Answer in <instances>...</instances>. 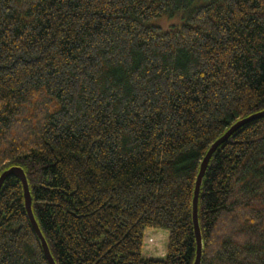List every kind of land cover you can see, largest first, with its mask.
I'll return each instance as SVG.
<instances>
[{"label": "trees", "instance_id": "obj_1", "mask_svg": "<svg viewBox=\"0 0 264 264\" xmlns=\"http://www.w3.org/2000/svg\"><path fill=\"white\" fill-rule=\"evenodd\" d=\"M262 110L264 0H0V174L55 264H193L200 163ZM198 223L201 264H264V117L210 158ZM0 264H48L14 176Z\"/></svg>", "mask_w": 264, "mask_h": 264}, {"label": "water", "instance_id": "obj_2", "mask_svg": "<svg viewBox=\"0 0 264 264\" xmlns=\"http://www.w3.org/2000/svg\"><path fill=\"white\" fill-rule=\"evenodd\" d=\"M264 117V110L251 114L245 118H242L240 120H238L237 122H235L220 138H218L208 149V151L206 152L205 156L203 157L200 166H199V171L198 174L196 176V180H195V186H194V191H193V198H192V222H193V229H194V236H195V243H196V255H195V259L193 264H201V259H202V252H203V248H202V239H201V233H200V228H199V223H198V197H199V193H200V188H201V184H202V180L204 178V175L206 173L207 167H208V163L210 161V158L212 157V155L214 154V152L216 151V149L223 144L224 142H226L229 137L232 135V133H234L238 128H240L242 125L259 119V118H263ZM9 176H14L16 177L22 186L23 189V195H24V208L27 214V217L31 223V226L33 228V230L36 233L37 239L42 247L43 253L45 258L47 259L48 264H55L48 245L38 227V224L34 218L33 212H32V208H31V195H30V191H29V186H28V182L25 176L24 171L20 168V167H10L9 169L3 171L0 174V188L3 184V182L5 181L6 178H8ZM165 257V256H164ZM162 257V258H164ZM162 258H153V259H162Z\"/></svg>", "mask_w": 264, "mask_h": 264}, {"label": "rangeland", "instance_id": "obj_3", "mask_svg": "<svg viewBox=\"0 0 264 264\" xmlns=\"http://www.w3.org/2000/svg\"><path fill=\"white\" fill-rule=\"evenodd\" d=\"M177 17L178 16H176L175 18H172V19L162 18L160 20H156L153 23L156 24V25H159L163 29H166V28L176 24L177 20H179V17L178 18ZM147 234H148L149 238H147V239L145 238V241H144L143 247H142V255H143V257H145V258H147V257L148 258H162V257H154L155 256L154 254H156V253L153 252L154 250H149L148 249L149 250L148 251L146 248L150 247V246L153 247V248H157L158 246L155 247V244H157L159 242L160 243L163 242L162 240L168 234V232L167 231H155L154 230V231H152V234H151V232H147ZM154 238H159V240H155ZM167 241H168V237L166 238V242H165L166 243V247H167ZM157 249H159V248H157Z\"/></svg>", "mask_w": 264, "mask_h": 264}]
</instances>
